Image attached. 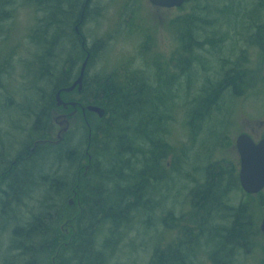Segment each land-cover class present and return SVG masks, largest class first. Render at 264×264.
I'll use <instances>...</instances> for the list:
<instances>
[{
	"label": "trees",
	"instance_id": "trees-1",
	"mask_svg": "<svg viewBox=\"0 0 264 264\" xmlns=\"http://www.w3.org/2000/svg\"><path fill=\"white\" fill-rule=\"evenodd\" d=\"M30 1L44 13L41 26L34 30L31 39L35 47L44 49L43 54L35 53L34 59L36 66L42 64L39 81L45 80L47 85L40 87L39 102L29 112L34 115L33 126L27 139L20 143L21 150L13 157L7 151L0 163V221H8L5 225L0 223V241L3 238L8 243L7 250L18 253L21 264H108V251L110 256L115 253L114 236L133 223L131 220L154 208L156 198L150 191L167 179L181 159L179 147L171 141L172 118L177 109L171 90L178 86L180 73L184 70L188 73L193 62L192 52L203 47L191 35L196 11L173 20L176 27L186 28L185 35L178 32L180 47L172 60L174 64H169L174 69L156 71L151 81L146 75L147 67L135 69L130 67L132 64L127 66L128 63L118 70L102 68L94 76L90 74L98 53L103 50L104 40H97L89 48L86 42L82 46L80 37L85 36L78 34L75 27L83 15L91 13L93 0ZM10 3V0H0V32L2 24L13 18L12 11L5 8ZM256 3L264 10L263 0ZM206 8L209 6L199 4L196 10ZM257 28L249 43L264 53V22ZM62 41L66 44L61 50L63 61L70 66H58L55 72L51 65L53 50ZM0 44V54L4 48L9 49L8 43ZM8 49L5 55L11 50ZM85 53H90V59L82 91L75 90L78 96L74 97L63 92L62 97L67 102L77 101L78 107L89 104L103 107L105 116L100 118L88 112V124H82L83 129L68 131L61 140L53 142L50 139L53 114L60 109L56 93L75 82L78 64L84 62ZM182 53L186 55L185 61L179 59ZM245 76L235 65L215 88L202 89L195 102L189 104V118L195 113L197 120L188 121L191 136L204 122L200 115L213 107L225 91L232 89L238 95ZM64 163H70L68 168H73L76 176L64 171ZM56 165L66 172L64 177L53 173ZM39 166L38 175L35 171ZM84 168L86 171L82 173ZM235 170L217 163L208 167L206 181L191 192L194 215L189 220L176 218L171 224L164 219L178 233L168 245L161 243L155 248L149 264H204L202 254L206 253L202 242L205 247H216L213 254H206L214 264H223V258H232L235 251L251 248L254 237L260 233L261 216L252 201L237 207L228 203L230 192L241 189ZM32 190L41 193L33 197ZM73 196L78 207L70 205L69 199ZM263 199L260 202L264 205ZM29 200L37 203L40 212L31 215L25 224H18L16 211ZM64 221L71 222V235L61 229ZM223 221L225 224H220ZM3 255L0 253V257ZM6 256L2 262L20 264L17 258H12L13 262L5 261ZM111 259L114 260V255Z\"/></svg>",
	"mask_w": 264,
	"mask_h": 264
},
{
	"label": "rangeland",
	"instance_id": "rangeland-1",
	"mask_svg": "<svg viewBox=\"0 0 264 264\" xmlns=\"http://www.w3.org/2000/svg\"><path fill=\"white\" fill-rule=\"evenodd\" d=\"M10 1L11 5L5 8L8 12L12 11L13 18L2 24L0 32V43H8L9 49L11 48H4L0 54L4 55L0 58V163L2 158L6 157L7 151L13 157L21 150L20 143L27 139L28 131L33 126L34 115L29 112L39 102L40 87L47 85L45 80L42 83L39 81L42 64L38 63L39 67L36 66L34 59V54H43L44 49L35 47L31 39L34 30L41 26L44 13L31 4L30 0ZM256 1L188 0L182 7L173 9L155 7L149 0L92 1L89 8L91 14L87 12L90 21L81 25V33L85 36L88 48L97 40H104L103 50L98 53L90 69L93 76L102 68L118 70L127 63V66L132 64L130 67L135 69L147 67L146 75L150 76L151 81H154L156 71L172 72L174 67L169 64H174L172 60L176 58L180 47L178 32L186 34V28L176 27L173 20L177 17L185 18L195 11V21L192 22L194 30L191 35L203 45L202 49L196 48L192 52L193 62L188 73L182 71L178 86L171 90L177 108L172 118L171 141L179 147L181 153L178 167L172 169L167 179L150 191L153 198H156L154 208L147 209L144 216L131 220L132 227H123L114 236V260L111 259V251H108V264H149L155 248L161 243L168 245L177 236V229L166 224L164 219L170 223L176 218L189 220L194 215L191 192L206 181L208 167L217 163L225 168H236L235 171L239 174L241 166L236 150L237 138L245 131L252 132L257 139L264 135L260 125L264 120V86L260 89L264 83L261 82L264 78L261 59L263 53L259 47L249 43L258 30V25L264 22V10L257 7ZM199 4L209 8L196 10ZM222 11H229L230 14L223 16L220 14ZM187 22H184V25ZM208 40L211 42L207 43ZM65 46L62 41L60 46L53 50L51 65L54 66L55 72L58 66H70V63L63 61L65 57L61 50ZM7 49L9 51L5 55ZM179 59L185 61L186 55L180 54ZM81 65L82 62H79L74 79L78 76ZM235 65L247 68L249 89L240 96L234 94L232 89L225 91L217 102H214L213 107L200 115L203 116L204 122L196 128V134L191 136L192 131L187 129L188 121L197 120L195 113L189 118V104L195 102V98L205 87L215 88L217 83L225 79L227 71ZM49 68L51 69L50 65ZM69 93L71 97L78 96L77 91ZM58 107V112L53 114L54 125L50 135L53 142L61 140L63 134L68 131L83 129L82 124L87 125L89 118V111L84 112L81 107ZM67 125L68 130L59 137V133ZM30 148H33V144ZM69 165L70 163L63 164L64 171H70L72 176H76L75 171L72 172L73 168H68ZM60 168L56 165L52 169L53 173L64 177L66 172ZM40 170L41 166L35 173L39 175ZM85 171L84 168L82 173ZM36 182L38 184L39 180L36 179ZM31 193L35 197L41 192L32 190ZM248 195L250 194L242 187L235 188L230 192L228 203L236 207L243 202L256 203L261 216L258 223L260 226L264 215L261 197L259 194L252 195L253 197ZM71 200L73 203L70 205L78 207V204H75L76 197H71L69 202ZM39 212L40 208L36 202H25L20 210L16 211L20 219L18 224H25L31 215ZM1 222L5 225L8 221ZM224 222L220 224H225ZM61 229L71 235L73 226L71 222L64 221ZM1 239L0 253L5 255L0 257V264H6L2 262V257L6 255L5 261L13 262L12 258L15 260L18 253L7 250L8 243ZM113 242L111 241V244H114ZM204 244L202 242L203 251L213 254L216 247H205ZM250 247L248 250L233 252L232 258L226 256L223 258V264H264V233L261 230L259 235L254 237V243ZM206 254H202V262L214 264ZM16 262L21 264V259L17 258Z\"/></svg>",
	"mask_w": 264,
	"mask_h": 264
},
{
	"label": "water",
	"instance_id": "water-1",
	"mask_svg": "<svg viewBox=\"0 0 264 264\" xmlns=\"http://www.w3.org/2000/svg\"><path fill=\"white\" fill-rule=\"evenodd\" d=\"M149 2L155 7L172 9L183 6L186 0H149ZM89 58L90 53H88L85 61L83 62L80 75L75 80V82L71 86L65 87L56 93V101L58 106L67 108L69 105H71L73 107H77L76 101L66 102L62 98V93L72 92L76 89L79 92L82 91L85 70L87 68ZM86 110L96 113L100 118L105 116V109L97 105L89 104L87 107L83 108L84 112ZM74 113L75 111L71 112L70 114L73 115ZM64 117L66 118L65 115ZM68 126L69 125L62 129V131L59 133V137L62 135V133L68 130ZM236 147L238 149L241 161V169L239 173L240 184L246 193L250 195L258 194L264 190V139L257 143L249 135L242 134L237 138ZM72 203L73 201L71 200L70 204ZM260 230L262 233H264V218L261 222Z\"/></svg>",
	"mask_w": 264,
	"mask_h": 264
},
{
	"label": "flooded vegetation",
	"instance_id": "flooded-vegetation-1",
	"mask_svg": "<svg viewBox=\"0 0 264 264\" xmlns=\"http://www.w3.org/2000/svg\"><path fill=\"white\" fill-rule=\"evenodd\" d=\"M188 1V0H187ZM220 14H226L227 16L230 14V12L229 11H222V12H220ZM231 14L233 15V12H231ZM224 16V15H223ZM87 19V20H86ZM90 20H89V17H88V14H86V17L83 15L82 16V18H81V20H79V22H78V24L76 25V27H75V30L77 31V33L78 34H82L81 33V25L83 26L86 22H89ZM80 41H81V45L82 46H85L86 45V43L84 44V42H86L85 40H84V37H80ZM243 71H244V73H246V75L247 76H245V77H243L242 79H241V83H240V87H239V89H238V96H240L242 93H244L247 89H249V80H248V71H247V68H245V67H243V68H241ZM262 69L264 70V53H263V57H262ZM227 72H229V70L227 71ZM261 82H264V78H262L261 79ZM263 86H264V83L261 85V87H260V89H262L263 88ZM262 93H263V91H262ZM262 96H264V95H262ZM81 109L83 110V107H81ZM64 117V116H63ZM62 117V118H63ZM250 122H252V120H250ZM261 126H262V128H261V130H264V120H262V122H261V124H260ZM260 130V131H261ZM242 134H247V135H249L255 142H260L261 140H263L264 139V135L260 138V139H257V138H255L254 136H253V133L252 132H243ZM241 134V135H242ZM236 150H237V147H236ZM237 153H238V150H237ZM238 157H239V153H238ZM239 159H240V157H239ZM239 183H240V180H239ZM241 186V185H240ZM259 195H260V197L261 198H264V190L263 191H261L260 193H259ZM264 200V199H263ZM263 202L261 201V204H262ZM262 208L264 209V205L262 204ZM264 214V213H263ZM263 218H264V215H263V217H262V220H263Z\"/></svg>",
	"mask_w": 264,
	"mask_h": 264
},
{
	"label": "bare ground",
	"instance_id": "bare-ground-1",
	"mask_svg": "<svg viewBox=\"0 0 264 264\" xmlns=\"http://www.w3.org/2000/svg\"><path fill=\"white\" fill-rule=\"evenodd\" d=\"M20 1V0H19ZM102 1V0H101ZM24 3V2H23ZM22 3V4H23ZM96 3V2H95ZM104 4V3H103ZM11 5V4H10ZM9 5V6H10ZM13 5V4H12ZM104 9V8H103ZM13 13H14V11H13ZM84 13V12H83ZM91 14V13H90ZM86 15V14H85ZM104 16V15H103ZM95 20V19H94ZM99 32V31H98ZM96 36V35H95ZM84 39H85V37H84ZM102 40V39H101ZM85 41H86V39H85ZM84 44H85V42H84ZM81 68H82V66H81ZM256 71V70H255ZM80 72H81V69H80ZM15 73V72H14ZM86 73H87V68H86V70H85V75H86ZM79 75H80V73H79ZM79 75L77 76V78L79 77ZM254 75V74H253ZM84 78H85V76H84ZM84 82V81H83ZM253 82H255L254 80H253ZM256 83V82H255ZM255 85V84H254ZM256 86V85H255ZM227 167H229V166H227ZM28 168V167H27ZM27 171V170H26ZM38 171V170H37ZM36 172V171H35ZM158 247V246H157ZM153 254V253H152Z\"/></svg>",
	"mask_w": 264,
	"mask_h": 264
}]
</instances>
